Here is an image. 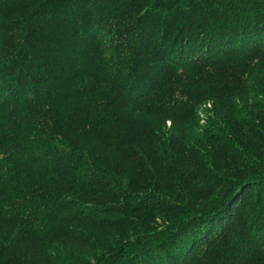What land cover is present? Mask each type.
Listing matches in <instances>:
<instances>
[{
  "label": "trees",
  "instance_id": "1",
  "mask_svg": "<svg viewBox=\"0 0 264 264\" xmlns=\"http://www.w3.org/2000/svg\"><path fill=\"white\" fill-rule=\"evenodd\" d=\"M0 264H264V0H0Z\"/></svg>",
  "mask_w": 264,
  "mask_h": 264
}]
</instances>
